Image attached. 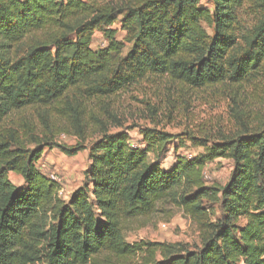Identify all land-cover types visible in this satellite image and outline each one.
I'll return each mask as SVG.
<instances>
[{"label": "trees", "instance_id": "16d2710c", "mask_svg": "<svg viewBox=\"0 0 264 264\" xmlns=\"http://www.w3.org/2000/svg\"><path fill=\"white\" fill-rule=\"evenodd\" d=\"M212 1L213 11L202 0H0V264H264L263 123L202 142L203 157H179L170 170L162 160L176 136L146 128L139 147L110 131L122 123L108 99L142 81L240 87L260 73L264 0ZM247 2L260 18L243 33ZM117 23L131 45L125 57ZM96 31L109 45L95 51ZM63 133L77 144H58ZM96 135L66 201L38 163L48 149L75 157ZM219 158L233 162L229 180L207 186L206 164ZM160 204L183 210L200 245L127 242L125 231Z\"/></svg>", "mask_w": 264, "mask_h": 264}, {"label": "rangeland", "instance_id": "374dc122", "mask_svg": "<svg viewBox=\"0 0 264 264\" xmlns=\"http://www.w3.org/2000/svg\"><path fill=\"white\" fill-rule=\"evenodd\" d=\"M201 4L213 11L212 0H202ZM238 17L243 33L251 30L260 18L249 2L238 10ZM203 27L209 35H213V28L206 24ZM112 29L117 31L116 39L125 43L122 55L125 57L131 48L127 42L128 34L121 29L119 23ZM108 45L105 31H96L92 49L96 51ZM108 100L111 112L122 123L120 126L112 123L110 131H125L134 146H145L141 132L146 128H156L176 136L168 143L167 154L162 160L163 168L169 170L179 157H203L206 147L200 145L202 142L207 144V148H211L239 133L244 128L243 122L251 125V128L264 124V63L260 73L240 87L218 84L192 89L160 78L142 81ZM98 138V135L91 137L86 143L88 149L75 157H68L57 148L46 151L42 160L46 168H42V172L46 176L51 172L61 176L65 191L60 196L66 201L70 192L82 186L85 171L90 164L89 150ZM56 142L64 146H75L78 139L63 133L57 136ZM150 160L154 161L155 157L150 155ZM232 169L233 162L228 158L209 162L204 169L205 184L225 185ZM12 181L18 183L16 178ZM214 209L218 215V207ZM131 228L124 233L129 243L146 240L200 245L197 226L182 209L171 204H160L155 214Z\"/></svg>", "mask_w": 264, "mask_h": 264}, {"label": "built area", "instance_id": "2783aa9c", "mask_svg": "<svg viewBox=\"0 0 264 264\" xmlns=\"http://www.w3.org/2000/svg\"><path fill=\"white\" fill-rule=\"evenodd\" d=\"M38 168H39V170L44 171L42 168H46V165L44 163H42V161H41V162L38 163ZM48 177H49L50 180H52L57 185H59L60 194H62L63 193V188H62V178H61V176L58 175L55 172H51V173L48 174Z\"/></svg>", "mask_w": 264, "mask_h": 264}, {"label": "crops", "instance_id": "0c3cea01", "mask_svg": "<svg viewBox=\"0 0 264 264\" xmlns=\"http://www.w3.org/2000/svg\"><path fill=\"white\" fill-rule=\"evenodd\" d=\"M45 155H46V152H45V154H44V157H45ZM44 157H43V159H44ZM174 165V164H173ZM173 165H172V167H173ZM162 167H163V165H162ZM171 167V168H172ZM170 168V169H171ZM164 169V168H163ZM169 169V170H170ZM166 170V169H165ZM41 171V170H40ZM42 172V171H41ZM14 176H17V177H14ZM13 178H16V180L18 181V183L17 184H15L13 181H12V179ZM9 179L11 180V182L12 183H14L16 186H22L23 184H24V180H23V178L22 177H20V176H18V175H16V174H14V173H10L9 174ZM81 186V185H80ZM79 186V187H80ZM79 187H77L75 190H73L72 192H70V196L73 194V192L74 191H76ZM65 190L63 189V192H64ZM70 196L68 197V199L70 198ZM66 200V199H65Z\"/></svg>", "mask_w": 264, "mask_h": 264}]
</instances>
